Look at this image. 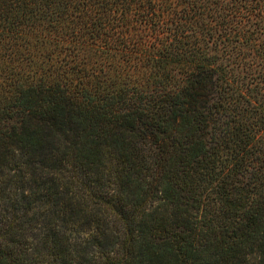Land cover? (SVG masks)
I'll return each mask as SVG.
<instances>
[{"label": "trees", "instance_id": "16d2710c", "mask_svg": "<svg viewBox=\"0 0 264 264\" xmlns=\"http://www.w3.org/2000/svg\"><path fill=\"white\" fill-rule=\"evenodd\" d=\"M0 264H264V0H0Z\"/></svg>", "mask_w": 264, "mask_h": 264}]
</instances>
